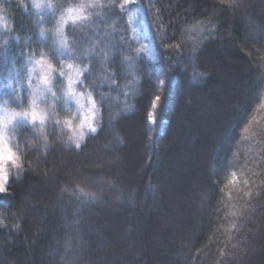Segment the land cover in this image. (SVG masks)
I'll use <instances>...</instances> for the list:
<instances>
[{
  "label": "trees",
  "instance_id": "16d2710c",
  "mask_svg": "<svg viewBox=\"0 0 264 264\" xmlns=\"http://www.w3.org/2000/svg\"><path fill=\"white\" fill-rule=\"evenodd\" d=\"M138 3L159 58L143 62L134 94H121L133 107L118 121L126 139L118 149V171L125 184L136 187L135 204L109 202L77 215L72 202L55 194L51 176L40 170L28 173L11 183V195L0 196V264H210L214 246L209 257L193 260L210 221H197L191 199L208 180L210 165L223 166L228 144L259 85L258 70L251 64L264 55V0ZM209 17L217 25L211 32ZM160 25L162 38L157 37ZM184 25L190 29V46L203 41L195 68L187 56L177 61L166 50ZM17 30L20 42L14 43L13 52L26 41L35 43L21 14ZM201 70L209 77L193 82ZM256 215L259 251L240 264H264V208ZM78 241L84 245L80 250Z\"/></svg>",
  "mask_w": 264,
  "mask_h": 264
},
{
  "label": "clouds",
  "instance_id": "9594fccd",
  "mask_svg": "<svg viewBox=\"0 0 264 264\" xmlns=\"http://www.w3.org/2000/svg\"><path fill=\"white\" fill-rule=\"evenodd\" d=\"M17 14L28 19L35 43L26 41L13 52L20 42ZM142 17L138 0H0V196L12 194V182L40 170L77 215L109 202L135 204L136 187L118 171V149L126 143L118 121L133 107L121 94H134L143 62L159 58ZM207 19L211 32L217 25ZM189 30L182 26L166 50L177 61L187 56L195 68L203 41L190 46ZM251 67L258 70L259 85L223 166L210 165L208 180L191 199L197 221H210L193 260L209 257L213 246L210 264H240L259 251L254 238L260 229L256 214L264 208V55ZM209 75L201 70L192 80Z\"/></svg>",
  "mask_w": 264,
  "mask_h": 264
},
{
  "label": "rangeland",
  "instance_id": "374dc122",
  "mask_svg": "<svg viewBox=\"0 0 264 264\" xmlns=\"http://www.w3.org/2000/svg\"><path fill=\"white\" fill-rule=\"evenodd\" d=\"M144 23V22H143ZM131 143H132V141H131Z\"/></svg>",
  "mask_w": 264,
  "mask_h": 264
}]
</instances>
